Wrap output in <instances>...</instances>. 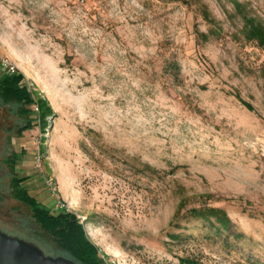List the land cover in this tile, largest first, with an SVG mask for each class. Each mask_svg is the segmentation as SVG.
Returning <instances> with one entry per match:
<instances>
[{
	"label": "rangeland",
	"instance_id": "obj_1",
	"mask_svg": "<svg viewBox=\"0 0 264 264\" xmlns=\"http://www.w3.org/2000/svg\"><path fill=\"white\" fill-rule=\"evenodd\" d=\"M245 18L264 26V0H0V73L49 109L41 126L0 107L1 231L55 250L17 179L107 264H264V51ZM204 205L226 229L187 212Z\"/></svg>",
	"mask_w": 264,
	"mask_h": 264
},
{
	"label": "trees",
	"instance_id": "obj_2",
	"mask_svg": "<svg viewBox=\"0 0 264 264\" xmlns=\"http://www.w3.org/2000/svg\"><path fill=\"white\" fill-rule=\"evenodd\" d=\"M244 28L245 41L255 43L264 51V26L256 23L253 19L245 18ZM173 69L177 70V66L173 65ZM9 105L17 107L18 114L24 118H27L32 112L30 107L37 108L39 124L45 126L44 120L49 114V109L46 103L38 98L36 92L29 90L25 85V78L21 74L5 75L0 73V107ZM247 108L251 109L249 106ZM33 121L34 119L28 118L25 125L18 129V135L20 136L24 132L32 130ZM8 162L10 161L8 160ZM10 163V166H14V161ZM19 183L20 180H13V197L30 210L31 218L35 225L55 246L53 251L46 249L42 245L39 246L40 249L47 253V256H61L75 264H107L100 255L98 248L88 239L84 227L74 215L65 211L53 213L50 209L38 203L34 197L30 196ZM183 209H185V205L181 203L178 213ZM187 212L194 219L204 221L212 219L222 229H226L229 225L228 217L219 208L204 205L199 208L189 209ZM178 264L200 263L193 259L185 258L179 259Z\"/></svg>",
	"mask_w": 264,
	"mask_h": 264
},
{
	"label": "water",
	"instance_id": "obj_3",
	"mask_svg": "<svg viewBox=\"0 0 264 264\" xmlns=\"http://www.w3.org/2000/svg\"><path fill=\"white\" fill-rule=\"evenodd\" d=\"M0 264L75 263L61 256H47L35 244L0 232Z\"/></svg>",
	"mask_w": 264,
	"mask_h": 264
},
{
	"label": "built area",
	"instance_id": "obj_4",
	"mask_svg": "<svg viewBox=\"0 0 264 264\" xmlns=\"http://www.w3.org/2000/svg\"><path fill=\"white\" fill-rule=\"evenodd\" d=\"M0 68L5 71L7 74H14L16 68L12 63H10L6 58L0 55Z\"/></svg>",
	"mask_w": 264,
	"mask_h": 264
},
{
	"label": "flooded vegetation",
	"instance_id": "obj_5",
	"mask_svg": "<svg viewBox=\"0 0 264 264\" xmlns=\"http://www.w3.org/2000/svg\"><path fill=\"white\" fill-rule=\"evenodd\" d=\"M9 166V169L11 170V172H13V166H10V165H8ZM12 184H13V180H11L10 181V183H9V187H10V192H11V198L16 202V204H22L19 200H17V199H15L14 197H13V190H14V188H13V186H12ZM19 185H20V183H19ZM23 205V204H22ZM0 232H2L1 231V229H0ZM4 233V232H3ZM4 234H6V233H4ZM7 235V234H6ZM9 236H12V235H9ZM12 237H15V236H12ZM18 238V237H17Z\"/></svg>",
	"mask_w": 264,
	"mask_h": 264
}]
</instances>
